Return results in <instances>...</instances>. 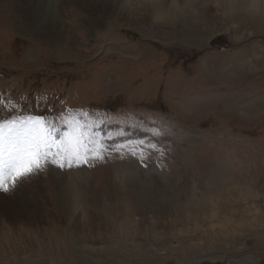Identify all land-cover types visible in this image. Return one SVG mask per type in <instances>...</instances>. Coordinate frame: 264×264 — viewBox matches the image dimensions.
<instances>
[{
    "label": "rangeland",
    "instance_id": "obj_1",
    "mask_svg": "<svg viewBox=\"0 0 264 264\" xmlns=\"http://www.w3.org/2000/svg\"><path fill=\"white\" fill-rule=\"evenodd\" d=\"M123 1L57 0L74 39L61 43L76 54L63 58L31 29L26 0H0V94L19 102L14 115L26 103L36 115L106 114L100 134L124 133L106 143L149 139L156 126L165 150L49 166L37 175L42 203L30 183L0 192L16 205L27 196L30 238L7 250L25 264H264V26L233 24L226 0H168L185 17L172 25L127 16ZM62 189L77 198L73 220L52 197Z\"/></svg>",
    "mask_w": 264,
    "mask_h": 264
},
{
    "label": "snow or ice",
    "instance_id": "obj_2",
    "mask_svg": "<svg viewBox=\"0 0 264 264\" xmlns=\"http://www.w3.org/2000/svg\"><path fill=\"white\" fill-rule=\"evenodd\" d=\"M43 98V97H42ZM18 101L0 94V192L11 193L21 183L30 181L49 166L74 169L104 162L113 153L120 159L132 157L141 163L154 153L162 157L165 150L159 143L164 132L153 126L149 139L138 138L124 143H106L123 130L100 134L102 125L111 118L83 110H65L59 114L36 115L29 104L16 112ZM10 108L11 111H7ZM129 127L142 128L135 117H126Z\"/></svg>",
    "mask_w": 264,
    "mask_h": 264
},
{
    "label": "bare ground",
    "instance_id": "obj_3",
    "mask_svg": "<svg viewBox=\"0 0 264 264\" xmlns=\"http://www.w3.org/2000/svg\"><path fill=\"white\" fill-rule=\"evenodd\" d=\"M56 1L57 0H26V3L28 4L27 10L29 14L31 15L32 12V14L34 15V18H28L31 21V29L38 35L44 36L59 44L61 43V41H63V39L68 43H71V40L74 39L71 38L70 40L66 35L65 22L63 21L66 17L64 18L61 13L57 14L55 10ZM82 1L83 0H74L75 3H81L84 7L87 8L89 7V5H92L91 3H93L90 2L91 0H86L89 2L83 1V3ZM135 1L136 0L123 1V4H125L126 6L125 14H127V16L136 17L137 13H142L143 17H141L140 20L155 25H160V23L166 22L172 25L176 23H183L185 21V17L182 14L180 15V10L175 3H169L167 7H164L166 6L165 4L168 0H162L160 3L156 2L155 0H144L143 2L146 4L144 8L142 5L139 6L137 2L135 3ZM186 1L189 7L192 4V0ZM226 6L227 13L235 21L233 22V24L245 26L256 25L259 27L264 26V0H226ZM186 20H188L189 27H195L197 25L190 9L188 10V17L186 18ZM87 22L89 23V21ZM90 27L92 26H88L87 28L90 29ZM61 44L63 46L60 45L58 47V56L63 58L71 56L75 58L76 54L69 52V47L66 46V48H64V44ZM37 177L38 176H35L30 181L24 183L25 186L30 183V196H38L36 197V200L34 202L37 203L39 201L38 203H42V201L40 200L41 192L39 190L42 188L41 186H43V184L39 182L40 179H38ZM39 186L41 187L40 189L38 188ZM52 192H54V194L52 193L53 199L55 198L56 200H58L59 205H61L60 211H62V213L64 212L69 220H73L71 219V216L74 212H76L78 204L76 196L72 195L70 191L65 192L64 189L61 190L62 194H59L60 191ZM251 195L249 194L247 198L251 197ZM23 196H26L25 193L18 196L19 203L18 205H16V203L13 202L15 197H12V195L2 196L0 194V257H5L7 259L4 264H25L29 261V259L26 260V258L17 257L16 253H13L12 250H7V243L10 242L9 239L15 238L16 235H18L19 239L22 240H24V238L26 240L30 238L31 230L26 227V221L25 223L23 222L24 219H28L26 210L22 208L27 204V199L25 200ZM23 204L24 206H22Z\"/></svg>",
    "mask_w": 264,
    "mask_h": 264
}]
</instances>
